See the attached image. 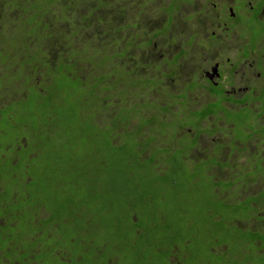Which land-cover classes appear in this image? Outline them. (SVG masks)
<instances>
[{
	"label": "trees",
	"instance_id": "obj_1",
	"mask_svg": "<svg viewBox=\"0 0 264 264\" xmlns=\"http://www.w3.org/2000/svg\"><path fill=\"white\" fill-rule=\"evenodd\" d=\"M120 7L111 0H0V166L6 169L0 174V264H86L95 247L97 264H161L151 253L157 252L156 237L179 226L169 222L170 209L153 210L154 198L147 194L163 189L178 195L185 214L186 205L202 199L200 207L208 204L205 214L212 212L216 224L231 221L227 214H257L248 218L253 222L264 213V190L233 200L230 211L214 206L211 188L191 185L196 168L186 170L185 159L164 148L174 130L162 121H168L169 107L158 98H138L125 108V98L134 97L129 88L142 85L157 95L161 80L122 73L120 59L136 47L123 34L130 24ZM133 56L127 54L131 61ZM108 90L123 94L111 108L108 97H101ZM113 106L112 128L97 122ZM148 107L162 116H151ZM133 111L140 113L139 123L126 129ZM153 150L156 159L144 154ZM160 158L165 170L158 173L154 161ZM243 175L254 182L244 172L234 177L236 183ZM41 210L47 216L35 222ZM249 229L237 235L248 239L247 261L243 249L234 258L238 264H264V229ZM136 247L138 258L125 262L124 251Z\"/></svg>",
	"mask_w": 264,
	"mask_h": 264
},
{
	"label": "flooded vegetation",
	"instance_id": "obj_2",
	"mask_svg": "<svg viewBox=\"0 0 264 264\" xmlns=\"http://www.w3.org/2000/svg\"><path fill=\"white\" fill-rule=\"evenodd\" d=\"M170 1L163 9L165 18L162 24L155 28L146 22L145 25L151 27L149 32L146 31V40L136 44L144 29L139 27L140 31L135 30L132 34V41L134 39L136 50L140 45L153 46L157 50L156 40L173 28L174 17L183 5L197 7L191 8L192 15L179 22V26L185 22L182 32L186 31L191 20L203 15L200 31L192 32L179 44L173 36L167 42L164 40L167 49L158 57L159 67L161 64L171 66L169 72L163 74L167 79L180 77L178 73L183 64L187 69L183 73L185 78L181 80L184 83L182 90L178 92L180 108L172 111L168 104H163L169 107L167 114H173L174 119L168 123L174 131L166 149L185 159L189 170L196 168L191 185L197 182L208 186L211 188L209 197L215 198L211 201H218L232 211L233 200L241 188H245L244 180L249 179L244 177L236 183L234 176L239 175L231 172H228L227 179H216L215 171L217 168L230 171L235 165L233 155L236 152L257 151L259 144L264 145V0ZM137 25L134 24V28ZM201 31L205 34L199 39ZM135 60V63L128 62L137 69L148 65ZM194 91L199 92V97H192ZM183 102L186 105L181 109ZM247 127L251 130L248 131ZM239 129H243V136L236 139L234 135ZM203 141H207L205 150L196 153V148ZM255 153L246 160L256 163L253 164L256 167L263 157L256 156L252 160L258 152ZM219 156L223 160H219ZM243 173L242 170L240 175ZM226 190L227 197L223 195ZM178 255L174 262L173 258L169 261L170 264H184L177 259Z\"/></svg>",
	"mask_w": 264,
	"mask_h": 264
},
{
	"label": "rangeland",
	"instance_id": "obj_3",
	"mask_svg": "<svg viewBox=\"0 0 264 264\" xmlns=\"http://www.w3.org/2000/svg\"><path fill=\"white\" fill-rule=\"evenodd\" d=\"M113 1L114 7L115 8H121V6H123L124 12H127L128 18H124V20H126L125 23H129L130 27H128L123 34L125 36L129 35L132 36V34L134 33V31L138 30L140 31L141 28H144L141 31V36L138 37V39L136 40V44L138 43H143L146 40V37L148 35L147 32H149L148 28H151L150 26H146L145 23L149 22V24H152L153 27L157 28L158 26H160L162 24V20L165 18V13L163 12V9L166 8L169 4V2H171L170 0H123L122 3L120 2H114V1H118V0H111ZM140 8H138V6H140ZM197 7V5L195 6H187V5H183L181 7V9L178 11V14L174 17L175 18V22H174V26L173 28H170V30H168L166 32V35L164 37L158 38L156 40V44L158 46V49L156 50V48H154L153 46H147V45H140V49L136 50L133 49L128 53L133 54L134 58H137L138 61H140L141 63H144V67L142 68H136L137 66H133V64H131L130 58L127 57V54H125L124 57H122L120 59L119 62V66L122 69V73L125 75H131L133 72H136L135 76L137 77V79H151L153 76H156L155 79H159L161 80L159 87H156V91H157V95L154 92V88H151L153 91L152 93H149V91L151 89H144V86L142 87V85L138 86V89L135 88H129L131 93H134L133 96H129V99L125 98V108L128 109L130 107V105L132 104V102L135 100H139L138 101H142V100H147V102H153V100H158L163 102V104H168L170 106V109L172 111H177L179 107V103L181 102L180 97L178 96V92L181 91L182 86L184 83H182V79H184L185 77H183V73L187 71L185 65L183 64V67H181L179 69V73L178 76L176 77H170L169 79L165 78V76L163 75L164 73H168L169 68H171L170 65H164L161 64V66L159 67L160 64H158V57L160 56L161 53H163L164 51H166L167 47L164 46L163 42L164 40H166V42L168 40H170V38L173 36V38H177L178 39V44L180 41H182L183 39L186 40L192 32H196V31H200V28L202 27V21L204 20L203 15H201L200 17H197L194 20H191L188 23V27L186 28V31L182 32V29L185 26V22H182L179 26V22L186 19L188 16L192 15L191 12L192 9L191 8H195ZM210 11V9H208ZM137 18V23L138 25L133 28V25L135 24L134 22L136 21L135 19ZM169 20H167L168 22ZM141 27V28H139ZM139 28V29H138ZM145 31V33H144ZM147 31V32H146ZM162 32V29L160 30ZM202 35L200 36L199 39H202L204 37L205 32L201 31ZM95 33H93L92 35H94ZM181 35V36H180ZM127 39V38H126ZM134 41V39H133ZM174 47V46H173ZM196 51V49H195ZM137 62V60H133L132 63ZM153 62V65L150 66ZM187 62V60H186ZM186 62H182V63H186ZM150 63V65H149ZM157 63V64H156ZM188 63V62H187ZM188 64H191L190 62ZM149 66V67H148ZM170 66V67H169ZM159 67V68H158ZM163 72V73H162ZM124 75V76H125ZM138 75V76H137ZM139 77V78H138ZM114 79V78H113ZM179 79V80H178ZM178 81V82H177ZM79 85V84H78ZM158 85V81H154V86ZM164 86V88H163ZM77 87V85H76ZM161 90V93H159V91ZM145 92V93H144ZM163 92V94H162ZM194 94L192 95V97H199L200 94H198V91H194ZM137 94L139 95V97L137 96ZM122 95L121 93L118 92H111V91H105L102 94V99L107 98L106 100V105L108 104V107L111 108V106L118 101L119 98L122 99ZM149 96L148 98H143L144 96ZM137 96V97H135ZM175 97V98H173ZM105 103V102H104ZM162 104V105H163ZM182 104L183 107L181 109H183L185 107V103L183 102ZM116 105V103H115ZM112 113L111 112H103L102 114H98V116L96 117L97 122H104L107 125L112 128V120L115 118L116 113L114 112L115 108L114 106L112 107ZM148 109L150 110L149 112H147L148 114H150L151 116H155L157 117V114H160V111L157 108H151L148 107ZM180 109V110H181ZM140 113L137 111H133V116H132V120L131 122H129L128 127H126V129H131L132 126H137L139 123V115ZM162 116V115H161ZM159 116V118L161 117ZM167 119H170L169 121L166 120H162L163 122H172L173 119V114H168ZM72 122V121H71ZM70 120H68V123H71ZM159 124V123H158ZM107 125L103 126V127H107ZM161 125V124H159ZM162 126V125H161ZM124 127V125L120 126L118 129L115 130V132H119L122 128ZM148 127L142 129L143 132L147 131ZM247 130L250 131V127H247ZM243 129H239L236 133H235V138L237 139L238 136H243ZM116 134V133H115ZM147 135V134H146ZM125 139V137H124ZM142 140V139H140ZM168 144L165 145L164 148H166ZM207 146V141H203L199 144V147L196 148V153L202 152L203 150H205V147ZM172 149V146L170 148V150ZM168 150V149H167ZM174 151H171V154ZM257 154H256V153ZM256 154L255 157H253L252 160H254L256 158V156H260L261 159V163L258 166H254L253 164L256 165V163H250V160H246L247 157L252 156L253 154ZM146 155H150V157L152 159H156L158 155V152L156 150H153L151 153H145ZM143 154V155H144ZM1 155V153H0ZM76 156L79 157V155L76 154ZM144 157V156H143ZM218 159L223 160V158L221 156L218 157ZM161 158L160 161H154V170L158 173H160L161 171L165 170V165H164V159L163 162H161ZM166 161H169L170 163L172 162V157H169L166 159ZM20 163V161L18 162V164ZM22 163V162H21ZM4 163H1L0 166V174H5L6 173V169H4ZM172 164V163H171ZM233 169H231L230 171L228 170H219V168H217V171H215L216 174V179H227L228 178V172H231L233 175L234 174H238L240 176V172L243 170L244 172H249L250 174L253 175V177L255 178L253 181V183L247 182L246 180H244L243 178H249V176H244L241 177V179L239 180H244L245 181V188H241L242 191L240 192V194H238L237 198L234 200H240L243 201L246 197L248 196H258L260 193H262V191L264 190V145H258V150H249V152H245V153H238L236 152L233 155ZM184 165L187 166L188 170V164H186V162H184ZM173 167V165H171ZM254 166V167H253ZM89 174V170L87 169L85 171V175ZM233 175L231 176L232 182H233ZM189 175H185L183 177V181H186L189 177ZM176 177V175H175ZM236 177V176H234ZM142 178L144 179H148L150 177H145L144 175H142ZM178 178V177H177ZM182 178V177H181ZM235 181V178H234ZM256 181V182H255ZM237 187H240L239 185H237ZM207 188H209L207 186ZM178 192V191H177ZM227 190L223 193V195L225 197L228 196V194L226 193ZM155 194V195H154ZM154 194H147L150 195L154 198L153 201V210L154 209H167L169 211V222L171 224H173V227L176 226V224L178 223L179 226L174 228V231H172L171 233H163L162 235H159L156 237L157 240V246H156V251H151V253L153 255H155L157 257V261L161 262V264H167L168 261H170L172 258V261L174 262L176 258H174L176 255L177 259L180 260L181 262H183L184 264H233L235 261L238 264L237 260H235L234 256L235 254L242 252V249L244 250V253L242 255V258L247 261V254H248V247L247 243H248V239H246L245 241L239 238V236H237L239 233H241L243 230L244 231H250L249 228H253L255 225H257L258 227L260 226L261 228L264 229V213H261L259 216V219H255L253 220V222L248 221V218L250 219H254V217L257 215L253 214L252 216H249V213H245V212H237L234 215L233 214H227L224 215L225 219L227 220L230 219L231 221H229L228 223L226 221H223L219 224H216L214 222H212L210 220V217H213V213L210 212L209 215H206L205 212L207 210V205L205 204V206L200 207L201 201L202 199H199L198 201H196V203L192 206H190L188 208V206L186 205L187 211L185 214V211L183 212V209H185L183 203H180L181 199H178V195L173 196L174 191H169L167 189H163L161 191H159L156 195V193ZM160 196V198H159ZM164 196V199H163ZM234 198L236 197V195H233ZM178 199V200H177ZM211 199H215L214 197H212ZM263 199V197H261L259 200ZM179 203V204H178ZM262 203H264V200L262 201ZM152 204V203H151ZM221 204L218 201H216L214 203V206ZM264 208V207H263ZM262 208V209H263ZM260 209V206L257 208ZM229 210V209H228ZM261 211V210H259ZM45 216H47V213L44 210H41L40 216L35 220L36 221H40V217H42L43 219L46 218ZM219 221V219H218ZM250 222V223H249ZM181 223H187V226H184L183 228H181ZM203 223V224H202ZM157 224V223H155ZM200 225H202V227H200ZM213 225H218L220 227V229L218 230V233H213L212 232V226ZM248 225L250 227H248ZM61 228V227H60ZM66 229V228H65ZM235 230H239V231H235ZM90 237H92L93 239L96 240V242H99L100 240H98L100 237L98 236V233L93 234V232L90 234ZM120 240L117 239V242H119ZM102 245H99V247ZM251 246V245H250ZM98 247V246H97ZM39 248V247H38ZM102 248V246H101ZM96 247L92 249L91 254L88 258V260L86 261V264H97V259H94V251H95ZM39 249H34V252H38ZM33 252V251H32ZM137 252H138V248H134L130 251H124L125 256L124 261H128V263H130L131 261H134L135 259L138 258L137 256ZM140 253V252H139ZM142 254V253H141ZM254 255V253L252 254ZM141 256V255H140ZM251 256V255H250ZM126 257V260H125ZM144 257V256H143ZM149 257V255H146L147 258ZM53 259V258H52ZM54 260V259H53ZM52 260H49V262L51 264H62L59 263L57 261H53V263L51 262ZM100 263V262H98ZM137 264V262L135 263Z\"/></svg>",
	"mask_w": 264,
	"mask_h": 264
}]
</instances>
